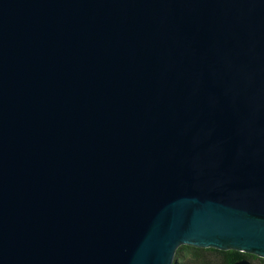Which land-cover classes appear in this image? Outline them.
<instances>
[{
  "label": "water",
  "instance_id": "water-1",
  "mask_svg": "<svg viewBox=\"0 0 264 264\" xmlns=\"http://www.w3.org/2000/svg\"><path fill=\"white\" fill-rule=\"evenodd\" d=\"M181 246L264 259V0H0V264Z\"/></svg>",
  "mask_w": 264,
  "mask_h": 264
},
{
  "label": "trees",
  "instance_id": "trees-1",
  "mask_svg": "<svg viewBox=\"0 0 264 264\" xmlns=\"http://www.w3.org/2000/svg\"><path fill=\"white\" fill-rule=\"evenodd\" d=\"M248 260L253 264H264V259L237 251H220L192 246H181L175 255L174 264H235Z\"/></svg>",
  "mask_w": 264,
  "mask_h": 264
}]
</instances>
